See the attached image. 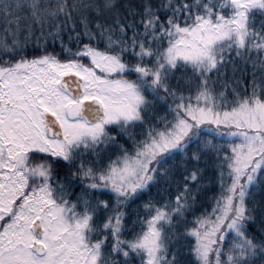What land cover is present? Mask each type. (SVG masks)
<instances>
[{
	"label": "snow or ice",
	"instance_id": "6c2138e0",
	"mask_svg": "<svg viewBox=\"0 0 264 264\" xmlns=\"http://www.w3.org/2000/svg\"><path fill=\"white\" fill-rule=\"evenodd\" d=\"M0 264H264V0H0Z\"/></svg>",
	"mask_w": 264,
	"mask_h": 264
}]
</instances>
